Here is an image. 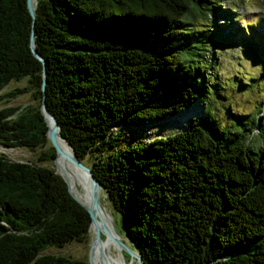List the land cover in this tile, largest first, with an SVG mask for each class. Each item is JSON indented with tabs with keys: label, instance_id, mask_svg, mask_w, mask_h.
<instances>
[{
	"label": "trees",
	"instance_id": "16d2710c",
	"mask_svg": "<svg viewBox=\"0 0 264 264\" xmlns=\"http://www.w3.org/2000/svg\"><path fill=\"white\" fill-rule=\"evenodd\" d=\"M233 4L36 0L33 23L27 0H0V91L26 79L5 96L27 90L35 100L0 109V142L50 144L35 161L0 153V264H89L42 253L84 241L90 224L62 177L39 164L56 156L43 99L145 264H264V102L221 117L215 105L219 37L253 32L232 29ZM198 105V115L173 119ZM160 121L172 129L132 139Z\"/></svg>",
	"mask_w": 264,
	"mask_h": 264
},
{
	"label": "rangeland",
	"instance_id": "374dc122",
	"mask_svg": "<svg viewBox=\"0 0 264 264\" xmlns=\"http://www.w3.org/2000/svg\"><path fill=\"white\" fill-rule=\"evenodd\" d=\"M229 1H233V12L240 17L235 21V24L232 25V29H234L235 26H237V28L245 27L246 29V25H248L253 32L248 36H242L240 34L229 35V32L228 34L225 32L223 36L219 37V44H217L219 48L216 52L218 67L217 77L220 84L223 85L221 91L222 98L217 97L215 102L217 107L216 113L219 117L223 116L222 110L225 107L231 108L235 112L249 113L255 110L256 106H258L261 101L264 102V37L262 38V36H260L264 35V0ZM221 7L227 8V5L222 4ZM200 20V18H197L195 22L196 25L193 27L196 26L199 28L200 26L197 23ZM220 21L222 20H218V22ZM256 21H258V23L255 25ZM245 41H249V44H245ZM245 82H248L250 86L245 84ZM27 85L26 79L13 81L0 91V109L9 106L23 107L35 104L31 92L27 90L12 98H7L5 96L7 92L17 88L23 89L27 87ZM197 107L196 111L195 106H192L190 110L193 111L188 115L195 112H197L196 115H198L200 105ZM171 126L172 125L168 122L160 121L157 124L155 123L144 127L142 131L133 136L132 139L136 141L148 140L154 136L167 133L172 129ZM49 147L50 144L48 142L43 147L34 149L27 147H6L0 142V153H4L8 158L14 161H35L39 153L42 150L49 149ZM39 164L55 169L53 161L45 163L40 162ZM100 198L108 212L110 211L109 213H111L102 191H100ZM112 218L111 220H113ZM114 226L118 234L123 236L124 231L119 216H114ZM90 240L91 235L88 232L84 241H74L60 248L51 246L42 253L65 255L88 262L91 247ZM125 242L127 243L128 241L125 240ZM93 258L96 263L94 254ZM124 260L125 264H136L135 260L132 262L129 259L126 260L125 257Z\"/></svg>",
	"mask_w": 264,
	"mask_h": 264
},
{
	"label": "bare ground",
	"instance_id": "6f19581e",
	"mask_svg": "<svg viewBox=\"0 0 264 264\" xmlns=\"http://www.w3.org/2000/svg\"><path fill=\"white\" fill-rule=\"evenodd\" d=\"M32 1L34 2V0ZM191 111L193 110H186V112L177 114V116L173 119L182 121L184 118H186L189 113H191ZM46 118L49 125H51V119L48 115H46ZM57 144L62 150V154L55 157L54 166L57 174L67 180L69 189L72 194L84 206L89 207L90 195L92 190V182L90 175L86 171L77 168L73 164V162L71 161V158L73 156L72 150L68 146L67 142L62 139L59 135L57 137ZM100 191H102V188L99 189V194ZM109 212L102 202H100L99 208L95 211L96 220L101 232L100 240L92 242V239L94 238V227L91 226L88 230L89 234L91 235V264H125V255L123 251L113 241V237H117L118 235L114 230L111 220L112 215ZM102 225H104L108 229V233H105L101 229ZM93 254L95 256L96 263L94 261ZM129 260L133 262L135 258H129Z\"/></svg>",
	"mask_w": 264,
	"mask_h": 264
},
{
	"label": "water",
	"instance_id": "95a60500",
	"mask_svg": "<svg viewBox=\"0 0 264 264\" xmlns=\"http://www.w3.org/2000/svg\"><path fill=\"white\" fill-rule=\"evenodd\" d=\"M35 4H36V0H34V2L32 0H27V8L29 13L31 14L32 18H33V23H34V17H35V13H34V8H35ZM30 47H31V51L33 53V55L39 59L42 63V76H43V81H42V91L44 92L45 89V77H46V70H45V61L44 59L38 54V52L35 49L34 46V37L33 34H31V39H30ZM41 112L44 115V119L47 125V132H46V137L49 139L51 146L54 148L55 150V154L56 156L62 154V150L60 149V147L57 144V137L58 135L64 139L60 133H59V125L57 123L56 118L54 117L53 114H51L47 107H46V103L44 101V99L42 100V104H41ZM46 115L49 116V118L51 119V125H49ZM65 140V139H64ZM66 141V140H65ZM67 142V141H66ZM68 146L71 148L70 144L67 142ZM72 150V158L71 161L73 162V164L81 169L86 171L90 177H91V182H92V190H91V195H90V205L89 207L84 206L70 191L69 186H68V182L65 178L62 177V179L64 180V182L67 185V189L70 193V195L87 211L89 217H90V224H89V228L91 226L94 227V238L92 239V242L98 241L100 240L101 237V232H100V227L98 226L97 220H96V215H95V211L99 208V204L101 202V198H100V194H99V189L102 188L103 186L102 184L98 181V179L93 175L92 170L90 169V167L85 164L82 160H80L74 153L73 149ZM55 156V157H56ZM53 162L55 163V158L53 160ZM56 171V170H55ZM112 224L114 227V230L116 232V234L118 235L117 237H113V241L114 243L123 251V253H127L131 258H135L136 263L137 264H145L141 255L133 248H131L121 237V235H119L115 229L114 226V222L112 220ZM101 229L105 232L108 233V229L102 225ZM88 263L91 264V247H90V251H89V259H88Z\"/></svg>",
	"mask_w": 264,
	"mask_h": 264
}]
</instances>
